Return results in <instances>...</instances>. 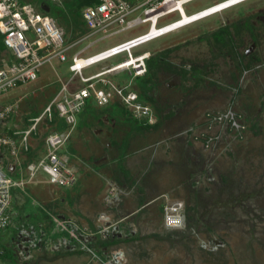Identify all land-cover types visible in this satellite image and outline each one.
Masks as SVG:
<instances>
[{
	"label": "rangeland",
	"instance_id": "1",
	"mask_svg": "<svg viewBox=\"0 0 264 264\" xmlns=\"http://www.w3.org/2000/svg\"><path fill=\"white\" fill-rule=\"evenodd\" d=\"M26 1L49 12L67 40L83 35L72 12L81 0ZM214 1L194 0L186 13ZM140 26L93 45L101 34L83 39L67 60L46 62L37 79L0 93V106L20 104L9 121L25 127L63 82L71 90L84 84L68 68L74 51H99L147 29ZM11 52L4 47L0 62ZM144 52L142 74L129 67L104 76L113 88L138 91L154 121L118 96L84 108L61 149L77 182L59 186L40 174L18 189L17 220L0 233L9 249L0 264H264V0L239 2L133 48L134 56ZM55 114L40 122L28 159L43 151L48 132L66 127ZM171 200L185 202L180 227L164 225ZM22 225L33 226L30 239L19 236Z\"/></svg>",
	"mask_w": 264,
	"mask_h": 264
},
{
	"label": "built area",
	"instance_id": "2",
	"mask_svg": "<svg viewBox=\"0 0 264 264\" xmlns=\"http://www.w3.org/2000/svg\"><path fill=\"white\" fill-rule=\"evenodd\" d=\"M192 1L194 0H94L84 4L81 9L88 30L79 38L69 41L64 27L49 12L40 10L32 1L0 0V33L6 48L12 51L9 57L3 58L0 62V93L37 79L41 66L46 62L53 59L67 60L69 52L83 39L101 34L87 44L93 45L97 40L109 35L140 25L142 27V24L147 26L144 31L109 44L99 51L83 55L86 58L83 63L80 62L83 57L81 54L87 46L74 51L68 68L74 74H79L84 84L71 90L68 83L63 82L42 111L28 119L27 126L20 127L19 123L9 121V117L19 108L18 99L0 106V233L17 220V211L12 205L14 187L24 190L25 186L40 174L59 186H70L77 182L79 177L76 168L61 149L75 127L78 114L89 100L103 105L110 103L113 96H118L134 115H139L147 122L154 121L151 105L141 101L138 91L128 89V85L125 87L114 85L113 88L108 84L110 80L104 75L129 68L125 63L132 55L131 47L135 48L141 43L178 28L176 25L183 16L181 7L186 11ZM219 1L225 3L226 0H215L212 4ZM242 1L245 0L239 2ZM205 7L189 13L204 12ZM176 13L178 17L160 24ZM210 14L205 16H211ZM154 26H157L156 31H153ZM169 26L173 28L166 29ZM123 52H126V57L109 67L88 75L82 72L85 67ZM130 67H138L136 74H142L146 70L145 59L138 60L136 66ZM55 113L67 126L48 132L45 135L43 151L29 160L27 155L35 146L32 139L41 129L40 122L47 120L50 123ZM184 208L185 202L182 200L167 201L163 212L164 225L173 228L184 225L186 217ZM32 229V225L29 228L22 225L19 236H22L23 240L30 239V233L34 232ZM35 243L36 241L32 240L30 245ZM3 251L4 248L0 246V253Z\"/></svg>",
	"mask_w": 264,
	"mask_h": 264
},
{
	"label": "bare ground",
	"instance_id": "3",
	"mask_svg": "<svg viewBox=\"0 0 264 264\" xmlns=\"http://www.w3.org/2000/svg\"><path fill=\"white\" fill-rule=\"evenodd\" d=\"M239 1H241V0H226V1H224L225 3L219 1V2H216L214 5L212 4L208 7H205L206 9L204 10V12L201 11V12H197V13H193V14L192 13H186V11L183 10V7H181L183 16H182V19L178 22V24L176 26H178V28L185 26V25L187 26V24H189V23H192L194 21H198V20L206 18V16H205L206 14L212 13L210 15H213V11L214 12L221 11L224 8H228L232 5H235ZM212 6H215V7L212 8ZM171 28H173V26H169L166 29H171ZM178 28H176V29H178ZM156 29H157V26H154L153 31H156ZM176 29H174V30H176ZM130 49H131L130 51H131L132 55L129 56L128 61L125 63V64H127L126 65L127 67L136 66L138 60H143L149 55L148 53L144 52V53H141V54L134 56L133 48L131 47ZM84 61H86V58L83 56V57H81L80 62L83 63Z\"/></svg>",
	"mask_w": 264,
	"mask_h": 264
},
{
	"label": "trees",
	"instance_id": "4",
	"mask_svg": "<svg viewBox=\"0 0 264 264\" xmlns=\"http://www.w3.org/2000/svg\"><path fill=\"white\" fill-rule=\"evenodd\" d=\"M26 1V0H25ZM94 0H81L80 1V5H82V4H86V3H90V2H93ZM81 9L82 8H79V7H77V6H74L73 8H72V12L73 13H75L76 15H77V17H76V21L80 24V26H82L81 28H82V30H84L83 31V33L84 32H86L87 30H88V27H87V25H86V22H85V20L83 19V17H82V14H81ZM78 24V25H79ZM4 47H6V45H5V43H4V41H3V36H2V34L0 33V52L4 49ZM152 62V61H151ZM151 62H149V67L151 68L152 67V63ZM151 63V64H150ZM90 104H93V100H89L88 101V103L85 105V107L84 108H86V107H88ZM123 107V106H122ZM125 109H127V108H125ZM84 110V109H83ZM129 110V109H128ZM131 114V113H130ZM56 115V114H55ZM146 124H148L147 122H145ZM63 126H67V124L66 123H64L63 124ZM34 150V149H33ZM33 150L31 149V151H29V152H31V153H29L30 155L31 154H33ZM35 152V151H34ZM36 153V152H35ZM30 159H32V158H30V156H29V160ZM9 252V249L8 248H5L4 249V251H3V253H0V256H4V255H7V253Z\"/></svg>",
	"mask_w": 264,
	"mask_h": 264
},
{
	"label": "crops",
	"instance_id": "5",
	"mask_svg": "<svg viewBox=\"0 0 264 264\" xmlns=\"http://www.w3.org/2000/svg\"><path fill=\"white\" fill-rule=\"evenodd\" d=\"M70 145V144H69ZM71 150V146H70V151H69V149H68V152L71 154V155H75L76 153L74 152V151H72ZM64 153L66 154L67 152H65L64 151ZM74 153V154H73ZM68 154V153H67ZM70 155V156H71ZM75 159V158H74ZM71 160H72V156H71ZM75 160H77V159H75ZM71 163V162H70ZM71 164H73V163H71ZM74 165V164H73ZM63 186V185H62ZM18 189H21V188H19V187H14V189H13V191H14V197H13V201H12V205H13V202H14V199L15 198H19V197H21L22 196V192H20L21 190H18ZM13 208L15 209V206L13 205Z\"/></svg>",
	"mask_w": 264,
	"mask_h": 264
}]
</instances>
